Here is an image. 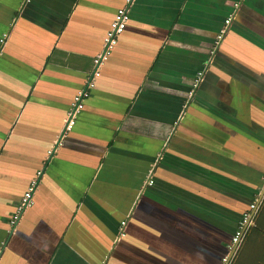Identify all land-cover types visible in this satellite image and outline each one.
Returning <instances> with one entry per match:
<instances>
[{
  "label": "crops",
  "instance_id": "1",
  "mask_svg": "<svg viewBox=\"0 0 264 264\" xmlns=\"http://www.w3.org/2000/svg\"><path fill=\"white\" fill-rule=\"evenodd\" d=\"M126 1L0 0V264H225L264 199V0H133L64 131Z\"/></svg>",
  "mask_w": 264,
  "mask_h": 264
},
{
  "label": "built area",
  "instance_id": "2",
  "mask_svg": "<svg viewBox=\"0 0 264 264\" xmlns=\"http://www.w3.org/2000/svg\"><path fill=\"white\" fill-rule=\"evenodd\" d=\"M132 1L133 0H127L126 1L127 3L124 6L117 9V11L114 15V18L112 19V21L110 23V27H109V29H108L105 37H104L103 48L100 51V53H98L96 55V57L94 58L95 70L92 73V75L88 78L85 89L79 91L73 98L70 110L68 111V115L66 118V125L64 127V131H69L73 127L75 120L78 116V113L83 108L84 100L88 96L89 90L92 87H94V85H95V78L100 75L99 67L108 58V56L112 52L113 48L117 44L119 35L121 33H123V31L125 30L127 22L129 20V7H130V4L132 3ZM239 2H241V0H238L234 4L235 7H237L239 5ZM232 20H233L232 15L228 16L225 19V23H224L223 28L221 29V31L217 34V36L215 38L214 45H213L214 47H213L212 52H215V50L221 45L230 25L232 23ZM6 39H7V34H5L2 37L1 43L4 44ZM201 79H202V73H199L198 76L196 77L194 83H193V88H195L198 85V83L200 82ZM149 184L150 185L153 184L152 179L149 180ZM35 185H36V181H33L31 183V185L29 186L28 190L26 191V193L24 194V196L21 200V203L18 205L16 213L11 220L12 225L13 224L15 225V223L17 222V220L19 218V215L23 212V210L26 207L31 205L32 193H33ZM257 206L258 205L256 203H253L251 205L252 210L255 211L257 209ZM250 216H251V213H247L244 216L245 223L250 218ZM125 224H126V222L123 221L122 222V228L120 231V237L125 235ZM241 235H242V232H240V231L236 232V234L233 237L234 245L240 241ZM223 261H224V263H226L228 261V256L223 258Z\"/></svg>",
  "mask_w": 264,
  "mask_h": 264
},
{
  "label": "trees",
  "instance_id": "3",
  "mask_svg": "<svg viewBox=\"0 0 264 264\" xmlns=\"http://www.w3.org/2000/svg\"><path fill=\"white\" fill-rule=\"evenodd\" d=\"M254 117L255 119L262 124L261 126L264 128V112H260V111H255L254 112ZM255 203L252 202L250 203V205L248 206V208L242 213L241 215V219L240 223H239V227L236 230L242 232L240 241L238 242V247L233 255V257L231 258V260L229 261V264H238L241 261V255L243 254V246H244V242L246 241V239H248L250 236L252 238V241H255V239L259 236H264V223L262 221V219L264 218V199L262 200V202L257 206V209L254 211V215L251 219V222L248 224V226L244 229V216L247 213H251L253 212L251 205ZM236 232L234 233V235L236 234ZM232 236L230 243L228 245L229 249L233 244V237ZM227 255H225L223 258H225ZM224 263V261H223Z\"/></svg>",
  "mask_w": 264,
  "mask_h": 264
},
{
  "label": "rangeland",
  "instance_id": "4",
  "mask_svg": "<svg viewBox=\"0 0 264 264\" xmlns=\"http://www.w3.org/2000/svg\"><path fill=\"white\" fill-rule=\"evenodd\" d=\"M262 221L264 223V218ZM233 245L234 243L230 250ZM241 256V261L238 264H264V236L257 237L255 241H252L251 236L246 239Z\"/></svg>",
  "mask_w": 264,
  "mask_h": 264
},
{
  "label": "water",
  "instance_id": "5",
  "mask_svg": "<svg viewBox=\"0 0 264 264\" xmlns=\"http://www.w3.org/2000/svg\"><path fill=\"white\" fill-rule=\"evenodd\" d=\"M263 196H264V187H263V190H262V192H261V194H260V197H259V199H258V201H257L258 204L261 202V199H262ZM254 213H255V212L253 211L252 214H251V216H250V218L247 220V222H246V224H245V226H244V229H245V228L248 226V224L251 222V219H252ZM237 247H238V242L233 246V248H232L230 254L228 255V261H227L225 264H229V261H230L231 258L233 257V255H234V253H235Z\"/></svg>",
  "mask_w": 264,
  "mask_h": 264
}]
</instances>
